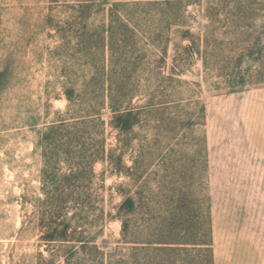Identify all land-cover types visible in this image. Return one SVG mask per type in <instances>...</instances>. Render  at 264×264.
<instances>
[{"label":"rangeland","instance_id":"rangeland-1","mask_svg":"<svg viewBox=\"0 0 264 264\" xmlns=\"http://www.w3.org/2000/svg\"><path fill=\"white\" fill-rule=\"evenodd\" d=\"M0 264H264V0H0Z\"/></svg>","mask_w":264,"mask_h":264},{"label":"trees","instance_id":"trees-1","mask_svg":"<svg viewBox=\"0 0 264 264\" xmlns=\"http://www.w3.org/2000/svg\"><path fill=\"white\" fill-rule=\"evenodd\" d=\"M67 127H69V126H67L65 123H61L60 125H58V127H56V126H52L51 128H50V130L51 131H63L64 129H66ZM49 140V141H48ZM59 139L58 138H56L55 140H53L51 137H49V138H47V144H48V146H49V149H47V151H48V153L45 155L46 157L47 156H49V157H51L52 159H55V156H58V154L57 153H51L50 152V148H53V146H57V142H59L58 141ZM57 150H58V146H57ZM56 150V151H57ZM98 160H99V158H98ZM50 163H53V162H49V164ZM70 237V236H69ZM69 237H67V238H69Z\"/></svg>","mask_w":264,"mask_h":264}]
</instances>
